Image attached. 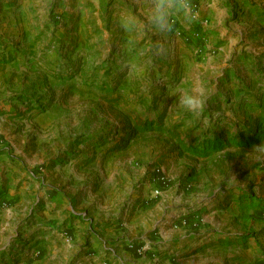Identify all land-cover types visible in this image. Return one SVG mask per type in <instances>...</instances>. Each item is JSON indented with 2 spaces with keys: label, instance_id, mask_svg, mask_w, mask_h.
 I'll return each instance as SVG.
<instances>
[{
  "label": "rangeland",
  "instance_id": "rangeland-1",
  "mask_svg": "<svg viewBox=\"0 0 264 264\" xmlns=\"http://www.w3.org/2000/svg\"><path fill=\"white\" fill-rule=\"evenodd\" d=\"M145 10L29 0L0 32V264H264V86L237 63L264 83L263 53Z\"/></svg>",
  "mask_w": 264,
  "mask_h": 264
},
{
  "label": "crops",
  "instance_id": "crops-1",
  "mask_svg": "<svg viewBox=\"0 0 264 264\" xmlns=\"http://www.w3.org/2000/svg\"><path fill=\"white\" fill-rule=\"evenodd\" d=\"M6 1L10 0H0V32H9L8 35L11 36L17 32L18 25L23 21L29 0H13V6L6 5ZM142 2L147 9L151 0H142ZM189 3L192 5L194 15L191 17L181 16L182 23L187 28L199 27L197 28L199 39H204L210 43L216 42V39H227L233 43L245 36L248 49L254 51L257 56L262 53L264 56V0H189ZM230 13L236 14L232 28L225 21ZM203 17L209 20L205 28L199 25ZM210 60L212 61V59ZM252 60L249 57L239 58L237 63L244 67V74L239 75L235 71L236 66H234L228 75H239L242 78L244 76L243 79L246 82L250 81L264 86L263 81L260 80L261 77L254 75L255 69ZM261 61V64L264 65V58H261ZM203 67L204 65H202ZM14 182L13 174H7L6 179L0 176V190L3 184L14 186ZM5 197L7 198L8 195H2V198L5 199ZM38 225L40 230L33 238L44 237L55 246L56 241L50 239L52 231L46 233V226L43 222H38ZM51 227H53L52 230L55 229V226Z\"/></svg>",
  "mask_w": 264,
  "mask_h": 264
},
{
  "label": "clouds",
  "instance_id": "clouds-1",
  "mask_svg": "<svg viewBox=\"0 0 264 264\" xmlns=\"http://www.w3.org/2000/svg\"><path fill=\"white\" fill-rule=\"evenodd\" d=\"M191 15L194 13L189 0H151L144 12L147 25L161 32L170 30L180 16ZM120 20L125 28L134 26L136 23L135 18L128 12H122ZM180 102L183 109L192 113L198 112L201 107V101L188 94L183 96Z\"/></svg>",
  "mask_w": 264,
  "mask_h": 264
},
{
  "label": "built area",
  "instance_id": "built-area-1",
  "mask_svg": "<svg viewBox=\"0 0 264 264\" xmlns=\"http://www.w3.org/2000/svg\"><path fill=\"white\" fill-rule=\"evenodd\" d=\"M178 34H179V32H178ZM154 193L158 194V190H154Z\"/></svg>",
  "mask_w": 264,
  "mask_h": 264
}]
</instances>
